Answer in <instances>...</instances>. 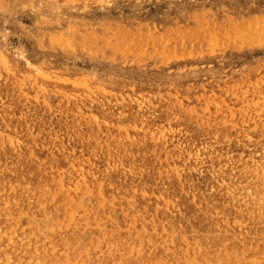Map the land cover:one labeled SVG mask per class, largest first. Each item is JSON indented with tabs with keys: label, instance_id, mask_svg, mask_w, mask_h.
Masks as SVG:
<instances>
[{
	"label": "rangeland",
	"instance_id": "rangeland-1",
	"mask_svg": "<svg viewBox=\"0 0 264 264\" xmlns=\"http://www.w3.org/2000/svg\"><path fill=\"white\" fill-rule=\"evenodd\" d=\"M0 128V264H264V0H0Z\"/></svg>",
	"mask_w": 264,
	"mask_h": 264
},
{
	"label": "bare ground",
	"instance_id": "bare-ground-1",
	"mask_svg": "<svg viewBox=\"0 0 264 264\" xmlns=\"http://www.w3.org/2000/svg\"><path fill=\"white\" fill-rule=\"evenodd\" d=\"M99 2V1H98ZM102 2V1H101ZM52 5V4H51ZM45 6V5H44ZM52 9V8H51ZM56 9V8H55ZM68 9V8H67ZM39 10V9H38ZM49 10V9H48ZM40 12V11H39ZM42 13V12H41ZM44 72V71H43ZM42 73V72H41ZM42 75V74H41ZM40 75V76H41ZM44 75H46V74H44ZM35 77V76H34ZM243 79V78H242ZM143 96V95H142ZM23 103V102H22ZM8 104V103H7ZM92 104V103H91ZM10 105V104H9ZM15 105H17L16 103H15ZM22 105V104H21ZM9 108V107H8ZM31 108V107H30ZM35 108V107H34ZM29 110V109H28ZM43 110V109H42ZM5 111V110H4ZM32 111V110H31ZM10 112V111H9ZM14 112V111H13ZM26 112V111H25ZM45 113V112H44ZM47 113V112H46ZM8 114V113H7ZM22 114V113H21ZM9 115V114H8ZM33 116V115H32ZM33 118H35V117H33ZM37 118V117H36ZM45 118H46V116H45ZM39 119V118H38ZM74 119H75V117H74ZM78 119V118H77ZM146 119V118H145ZM72 120V119H71ZM41 121V120H40ZM76 121V120H75ZM28 122V121H27ZM55 122V121H54ZM70 122V121H69ZM74 122V121H73ZM167 122V121H166ZM21 125V124H20ZM71 125H73V124H71ZM75 125V124H74ZM57 126V125H56ZM62 126V125H61ZM163 126V125H162ZM201 126V125H200ZM51 127V126H50ZM102 127V126H101ZM3 128V127H2ZM20 128V127H19ZM64 128V127H63ZM1 129V128H0ZM13 129V128H12ZM45 129V128H44ZM103 129V128H102ZM35 130H37V129H35ZM67 130V129H66ZM101 130V129H100ZM190 130V129H189ZM65 131V130H64ZM89 131V130H88ZM180 131V130H179ZM32 132V131H31ZM34 132V131H33ZM65 132H67V131H65ZM91 132V131H90ZM108 132V131H107ZM4 133V132H3ZM9 133V132H8ZM40 133H42V132H40ZM178 133H180V132H178ZM35 134V133H34ZM59 134V133H58ZM72 134V133H71ZM79 134V133H78ZM28 135V134H27ZM10 136H12V135H10ZM59 136V135H58ZM62 136V135H61ZM60 136V137H61ZM158 136V135H157ZM16 137V136H15ZM33 137V136H32ZM44 137V136H43ZM65 137V136H64ZM155 137V136H154ZM182 137V136H181ZM205 137V136H204ZM50 138V137H49ZM69 138V137H68ZM179 138V137H178ZM225 138V137H224ZM14 139V138H13ZM45 139V138H44ZM230 139V138H229ZM4 139H2V141H3ZM17 140V139H16ZM22 140V139H21ZM92 140V139H91ZM192 140V139H191ZM227 140V139H226ZM35 142H36V140H34ZM18 142V141H17ZM63 142V141H62ZM61 142V143H62ZM83 142H84V140H83ZM88 142V141H87ZM206 142V141H205ZM211 142V141H210ZM88 143H90V140H89V142ZM194 143V142H193ZM229 143V142H228ZM227 143V144H228ZM17 144V143H16ZM42 144V143H41ZM200 144V143H199ZM35 145H36V143H35ZM92 145V144H91ZM214 145V144H213ZM243 145H245L244 143H243ZM251 145V144H250ZM15 146V145H14ZM18 146H19V144H18ZM93 146V145H92ZM204 146V145H203ZM237 146V145H236ZM37 147H39L38 145H37ZM88 147V146H87ZM127 147V146H126ZM183 147V146H182ZM186 147V146H185ZM202 147V146H201ZM250 147V146H249ZM18 148V147H17ZM196 148V147H195ZM205 148V147H204ZM211 148H213V147H211ZM243 148V147H242ZM245 148V147H244ZM21 149V148H20ZM79 149V148H78ZM209 149V148H208ZM221 149V148H220ZM249 149V148H248ZM35 150V149H34ZM227 150V149H226ZM203 151V150H202ZM215 151V150H214ZM3 152V151H2ZM14 152V151H13ZM23 152V151H22ZM192 152V151H191ZM205 152V151H204ZM207 152V151H206ZM237 152V151H236ZM135 153V152H134ZM190 153V152H189ZM222 153V152H221ZM229 153V152H228ZM6 154V153H5ZM23 153H21L20 155H22ZM35 154V153H34ZM113 154V153H112ZM171 154V153H170ZM201 154V153H200ZM223 154V153H222ZM256 154V153H255ZM7 155V154H6ZM40 155H41V153H40ZM193 155V154H192ZM197 155V154H196ZM195 155V156H196ZM251 155V154H250ZM259 155V154H258ZM257 155V156H258ZM35 156V155H34ZM38 156V155H37ZM206 156V155H205ZM237 156V155H236ZM239 156V155H238ZM262 156V155H261ZM260 156V157H261ZM264 156V155H263ZM12 157V156H11ZM20 157V156H19ZM234 157V156H233ZM195 158H197V157H195ZM254 158V157H253ZM8 159V158H7ZM44 159V158H43ZM257 159V158H256ZM38 160V159H37ZM48 160V159H47ZM130 160V159H129ZM196 160V159H195ZM227 160V159H226ZM258 160V159H257ZM42 161V160H41ZM191 161H192V159H191ZM10 162H11V160H10ZM222 162V161H221ZM220 162V163H221ZM231 162V161H230ZM246 162V161H245ZM252 162V161H251ZM14 163V162H13ZM255 163V162H254ZM16 164H18V163H16ZM47 164V163H46ZM236 164V163H235ZM238 164V163H237ZM241 164V163H240ZM250 164V163H249ZM11 165H12V163H11ZM21 165V164H20ZM19 165V166H20ZM72 165V164H71ZM212 165V164H211ZM214 165H216V164H214ZM220 165V164H219ZM36 166V165H35ZM106 166V165H105ZM213 166V165H212ZM218 166V165H217ZM230 166V165H229ZM50 167V166H49ZM73 167V166H72ZM110 167V166H109ZM192 167V166H191ZM221 167V166H220ZM250 167V166H249ZM252 167V166H251ZM2 168V167H1ZM75 168V167H74ZM88 168V167H87ZM86 168V169H87ZM111 168V167H110ZM117 168V167H116ZM192 168H194V167H192ZM207 168V167H206ZM236 168V167H235ZM35 169V168H34ZM216 169H217V167H216ZM215 169V170H216ZM221 169H222V167H221ZM249 169V168H248ZM220 170V169H219ZM87 171V170H86ZM194 171V170H193ZM211 171V170H210ZM233 171V170H232ZM255 171H257V170H255ZM254 171V172H255ZM39 172H40V170H39ZM42 172V171H41ZM40 172V173H41ZM88 172V171H87ZM229 172V171H228ZM246 172V171H245ZM264 172V171H263ZM262 172V173H263ZM31 173V172H30ZM224 173H226V172H224ZM261 173V174H262ZM84 174V173H83ZM212 174V173H211ZM214 174V173H213ZM231 174V173H230ZM234 174V173H233ZM23 176V175H22ZM232 176V175H231ZM40 177V176H39ZM84 178V177H83ZM221 178V177H220ZM251 178V177H250ZM229 179V178H228ZM23 180H24V178H23ZM224 180V179H223ZM253 180V179H252ZM17 181V180H16ZM145 181V180H144ZM263 181V180H262ZM4 182V181H3ZM18 182V181H17ZM225 182V181H224ZM264 182V181H263ZM223 183V182H222ZM243 183V182H242ZM10 184V183H9ZM41 184V183H40ZM227 184V183H226ZM238 184V183H237ZM12 185V184H11ZM19 185V184H18ZM52 185V184H51ZM240 185V184H239ZM221 186H222V184H221ZM12 187V186H11ZM31 187H33V186H31ZM214 187V186H213ZM230 187H232V186H230ZM264 187V186H263ZM262 188V187H261ZM11 189V188H10ZM14 189V188H13ZM23 190V189H22ZM30 190H32V189H30ZM211 190V189H210ZM226 190V189H225ZM245 190V189H244ZM247 190V189H246ZM221 191V190H220ZM229 191V190H228ZM249 191V190H248ZM14 192V191H13ZM32 192V191H31ZM133 192V191H132ZM227 192V191H226ZM237 192V191H236ZM240 192V191H239ZM241 192H242V190H241ZM212 194V193H211ZM225 194V193H224ZM230 194V193H229ZM232 194V193H231ZM237 194H238V192H237ZM250 194V193H249ZM26 195V194H25ZM242 195V194H241ZM232 196V195H231ZM196 197V196H195ZM252 197H254V196H252ZM29 198V197H28ZM233 198H235V197H233ZM244 199V198H243ZM247 199V198H246ZM261 200V199H260ZM53 201V200H52ZM51 201V202H52ZM239 201H241L242 202V200H239ZM244 201V200H243ZM251 201V200H250ZM259 201V200H258ZM219 205V204H218ZM174 207V206H173ZM182 207V206H181ZM240 208V207H239ZM253 208H255L256 209V207H253ZM257 212V211H256ZM260 212V211H259ZM262 218V217H261ZM233 224V223H232ZM259 225V224H258ZM262 228V227H261ZM168 230V229H167ZM10 231V230H9ZM52 231V230H51ZM6 236V235H5ZM144 237V236H143ZM134 238V237H133ZM104 241V240H103ZM40 243V242H39ZM5 248V247H4ZM5 250V249H4ZM5 252V251H4ZM18 253V252H17ZM9 254V253H8ZM137 255V254H136ZM237 256V255H236ZM235 256V257H236ZM234 257V256H233ZM126 259V258H125ZM240 261V260H239ZM219 262V261H218ZM258 263V262H257Z\"/></svg>",
	"mask_w": 264,
	"mask_h": 264
}]
</instances>
